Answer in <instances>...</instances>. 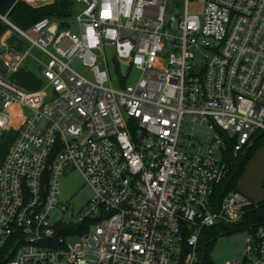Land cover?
<instances>
[{
    "label": "built area",
    "instance_id": "built-area-1",
    "mask_svg": "<svg viewBox=\"0 0 264 264\" xmlns=\"http://www.w3.org/2000/svg\"><path fill=\"white\" fill-rule=\"evenodd\" d=\"M190 1L168 16V0H72L71 20L28 30L0 15L28 44L0 42V132L16 129L0 163V245L12 254L0 264H200V230L255 204L237 189L216 207L211 197L227 147L235 155L264 131V0ZM29 56L37 91L8 78ZM184 119L208 140L180 143ZM72 170L91 196L66 221L60 183ZM246 244L225 264H264V220Z\"/></svg>",
    "mask_w": 264,
    "mask_h": 264
},
{
    "label": "rangeland",
    "instance_id": "rangeland-1",
    "mask_svg": "<svg viewBox=\"0 0 264 264\" xmlns=\"http://www.w3.org/2000/svg\"><path fill=\"white\" fill-rule=\"evenodd\" d=\"M30 5L39 6V4L35 3ZM200 5V1L194 0L188 3V8L190 11H195L200 8ZM184 6L185 0H168V16H175L181 13ZM71 17L72 15H70V20ZM77 27V24L74 22H71L69 25V28L74 31H76ZM13 30L15 29L13 28ZM6 35L7 33H4L0 37V42L2 41L4 44L9 45L6 41ZM19 36L23 39L20 34ZM24 43L25 45L23 49L28 46L26 41ZM107 52L112 54L113 50L109 48ZM31 53L41 59L44 58V55L37 48H33ZM34 63L35 62L32 57L29 56L27 61L17 71L10 72L8 74V78H12L18 85L25 86L27 90H34L37 88L40 89L44 85L45 81L39 73L40 66ZM125 63V60H121L122 65ZM71 65L89 76V73L83 69L81 64L78 62L74 61ZM136 76V72L132 73L131 79H134ZM46 92L49 93V89H47ZM23 111L25 113H29L28 110L24 109ZM8 128L9 127H5L4 130H7ZM181 131L182 136L180 138V143L182 144H188V138L191 136L194 141H200L202 143H205L209 137L208 130L204 125L194 124L187 119L183 120L181 124ZM260 131L263 132V130H258L256 132ZM255 133L252 140L254 139ZM6 137L7 136H5L3 140H5ZM237 188L245 193H248V195H250L253 199L260 198L264 200V143L252 153L240 179L238 180ZM90 196L91 189L85 183L81 174L77 170H72L71 172L66 173L61 179L59 195V199L68 204L70 207V210L66 212L64 216L65 220L68 221L71 214H77V212L84 207ZM59 215L60 211L55 209L50 213V221H56L59 218ZM248 234L247 230H237L228 234L218 235L209 251L210 259L215 264H225L227 260L242 258L246 253V238L248 237ZM69 241H72V243L76 242V240L71 239H69Z\"/></svg>",
    "mask_w": 264,
    "mask_h": 264
},
{
    "label": "trees",
    "instance_id": "trees-1",
    "mask_svg": "<svg viewBox=\"0 0 264 264\" xmlns=\"http://www.w3.org/2000/svg\"><path fill=\"white\" fill-rule=\"evenodd\" d=\"M72 5V0H53L46 5L32 6L23 0H0V15H5L8 21L22 30H28L31 25L42 17L51 19H62L69 17L68 11ZM11 31L6 41L9 46L16 50L23 49L25 41L13 28L0 18V37ZM264 143V131L256 132L250 148L245 156L242 151L233 154L231 146L224 151V160L227 163V173L225 177L214 187L211 200L216 207L222 198L230 191L237 189L240 179L252 153ZM264 220V200L255 201V204L247 209L242 218L232 224L221 223L209 228H202L199 233L198 254L200 264H215L209 257V251L216 237L221 234H228L237 230H247L254 233L256 227ZM10 243L0 245V261L10 258Z\"/></svg>",
    "mask_w": 264,
    "mask_h": 264
},
{
    "label": "crops",
    "instance_id": "crops-1",
    "mask_svg": "<svg viewBox=\"0 0 264 264\" xmlns=\"http://www.w3.org/2000/svg\"><path fill=\"white\" fill-rule=\"evenodd\" d=\"M5 33H7V35H6V39H7V37L9 36V34H10V31L8 30V31H6ZM35 64V63H34ZM39 73L41 74V71L39 70ZM42 75V74H41ZM43 77V76H42ZM11 80L14 82V80L11 78ZM16 85H18L16 82H14ZM18 86H20L21 88H23V89H25V90H27L26 89V87L25 86H23V85H18ZM37 90H39V88H37V89H34V90H27V91H37ZM19 122H21L22 121V118H20L19 117ZM7 127H9L7 130H2L1 132H0V163H1V161H2V159H3V157H4V155H5V153L7 152V150L9 149V147H10V145H11V141H12V139L15 137V134H16V129L11 125V124H9V126H7ZM5 136H7L6 137V139L5 140H3V138L5 137ZM237 190H239L238 188H237ZM239 191H241V190H239ZM242 193H244L246 196H248L251 200H253V201H258V200H261L260 198H256V199H253L250 195H248V193H245V192H243V191H241Z\"/></svg>",
    "mask_w": 264,
    "mask_h": 264
},
{
    "label": "water",
    "instance_id": "water-1",
    "mask_svg": "<svg viewBox=\"0 0 264 264\" xmlns=\"http://www.w3.org/2000/svg\"><path fill=\"white\" fill-rule=\"evenodd\" d=\"M71 10H72V6H69L68 11L71 12ZM250 145H251V144H249V145H248V146L242 151V156H245V155L247 154V152H248V150H249V148H250Z\"/></svg>",
    "mask_w": 264,
    "mask_h": 264
}]
</instances>
